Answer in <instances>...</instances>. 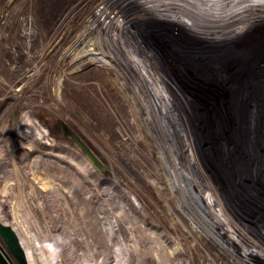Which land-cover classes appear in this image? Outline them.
<instances>
[{"label":"rangeland","instance_id":"obj_1","mask_svg":"<svg viewBox=\"0 0 264 264\" xmlns=\"http://www.w3.org/2000/svg\"><path fill=\"white\" fill-rule=\"evenodd\" d=\"M110 1L0 0V219L25 220L42 264H264L251 107L239 125L229 119L248 105L237 91L261 85L248 83L259 70L247 63H264V16L210 34L137 7V28L125 29L110 23L121 19ZM221 115L229 134L218 139ZM28 119L47 134L27 147ZM208 205L240 224L228 227L235 239L247 236L232 254Z\"/></svg>","mask_w":264,"mask_h":264},{"label":"bare ground","instance_id":"obj_2","mask_svg":"<svg viewBox=\"0 0 264 264\" xmlns=\"http://www.w3.org/2000/svg\"><path fill=\"white\" fill-rule=\"evenodd\" d=\"M106 6L114 8L115 11L117 9L119 10V11H117V13H118L117 15L119 16V18L123 19L124 22H122L121 19H119V24L116 21L118 19H111V22H110L112 24V26L115 25L118 28L121 26V24H124L123 28H126L128 25H130L131 21L141 19L142 13L139 12L141 14L140 15L137 12L138 10H136V8L138 7L142 11H147V13H152L153 15H158V16L162 15L165 19L166 18H169L170 20H176L177 19L179 22L185 23L192 28L193 27H195L196 29L204 28L203 31L204 32L206 31L207 33H210V34L211 33L214 34L216 32L219 33V32H222L224 30H228V29L232 28L233 26L239 24L243 20H250L253 18L258 19V17L264 16V0H111L110 2H108V4ZM118 7H120V8H118ZM132 14L133 15L135 14L136 16L130 18V16ZM107 16H108V14H107ZM165 19L160 17V19H157V20H159V22L161 20H162L161 22H164ZM120 20H121V22H120ZM151 21H152V23L154 22L153 20H151ZM156 22H158V21H156ZM109 24L105 25V27L109 28ZM111 24H110V26H111ZM105 32H106L105 35L108 36V38L113 35V34H110L109 33L110 31H108V30ZM172 37L173 36H171V38ZM175 37H178V36L175 35ZM110 38H112V37H110ZM216 38H217V40L213 41V43L218 42V41H220L218 43H222V41H221L222 39L218 40V37H214L213 39H216ZM213 47L214 46L212 44V48ZM92 49H93V47H89V46L85 45V48H83V51L85 52L84 54L91 57V59L94 60L95 62L101 63V65H108V66L111 65V62H109V57H107V54H104V53L100 54V52H95ZM247 64H248V67L251 66V64H253L252 68L256 69L257 71L259 70L258 74L254 73L255 72L254 71L253 74L249 75L250 78L248 76V78H249L248 83L251 84L252 79H254V78H255L254 81L256 83V80H257L256 76L260 75L258 83H260L261 85L255 84L254 87H252L250 90L246 89L245 91L244 90H241V91L238 90L237 91V93H239L243 96L240 104L244 101L245 98H247L246 103L248 102V105L244 104V103H242L241 105L244 104L246 106H236L235 104L232 105L230 108V111L232 114L229 113L230 114L229 119L232 120L236 125L238 123L240 124L241 116L246 115V114H244V111L247 110L246 107H248V106L251 107L250 113H249L250 121L248 122L249 128L252 132V133L250 132L251 134L250 133L248 134L249 135L248 139H250L251 143H250V145L247 143V145H249V148H250V149L248 148V154L251 155V161H252L251 167H252V163L255 165L254 166L255 169L249 171L250 174H252V175H250V178L252 179V177L254 178L255 175L260 174V171L263 168L262 165L264 166V84H263L264 80L261 79L262 78L261 75H264V63L262 64V63H258V62H251V63H247ZM141 66L142 65L138 66L140 68V70H144V69L146 70L147 67H145V65L142 66V68H141ZM142 76L145 77L144 80H145V83L147 84V79H146L147 76L144 73L142 74ZM150 77H151V74L148 75V78H150ZM254 81H253V83H254ZM226 118H227V121H226V119H224V116H222V115L220 118H218L217 124L219 125V130L215 134L218 139H220V137H224V136L229 134L227 132L228 115L226 116ZM22 124H25L27 126L22 127L20 125V127H18L19 128L18 134L22 138L26 139V141L24 142L25 146L28 147V146L32 145V143L34 141H44V138L47 134L46 129L44 127H41L40 124H38L36 126L34 121L31 119H28L27 121L23 122ZM253 136H254V141L251 140V138ZM232 141H235L236 143H240L238 141V136L233 137L231 142ZM31 147H29V148H31ZM68 153L71 157L72 156L71 152H68ZM193 154L196 157V153H193ZM193 154H192V156H193ZM257 155H258V159L256 160L255 156H257ZM71 158L74 159L73 156ZM252 158H254L255 161L252 160ZM34 162L36 165H41V160L39 159V157H37L34 160ZM52 162L53 161L51 160V163ZM84 166H86V168H84L85 171H86V169L87 170L90 169L89 166H87V164H84ZM256 166H258V167H256ZM248 176L245 175V179H248ZM262 176H264V175H262ZM6 184H8V183H6ZM202 189L203 188H201L199 190L200 191L199 194H201V199L203 201L207 202L205 197L203 196V192H205V191ZM209 199H210L212 204L216 205L214 198L210 197ZM220 204H222V202ZM208 208L209 209L211 208L210 209L211 214L213 216L217 217V219L214 218L215 221H213V228H220L219 233L223 236V238H222L223 240L222 241L219 240L218 237L212 233L213 237L216 238V240L224 248H227V252H230V254H232L233 249H230V247L235 244L237 248H240V246H242L243 243L247 242V236H243V238H242L243 240L242 239H240V240L235 239L233 237V235H231L228 232V227H230V228L234 227L237 230H239L241 228V230H242V227L239 226L240 224L238 222H236L235 219L232 218L231 216H229V218L227 217L229 220L223 219L222 217H220L218 214H219V212L221 213V211H223V214L227 215L226 211L222 207L220 208V210H219V208L218 209L216 208V210H214V208L211 205H208ZM14 214L18 215V214H16V211L14 212ZM219 218H221V219H219ZM14 220H15V217H14ZM14 220H13V222H14ZM2 222H4V221H2ZM5 224H8V223H5ZM9 225H11V224L9 223ZM11 226L15 230V232L17 233L19 240H20V243L25 250L26 257H27L28 261H30V264H40V262L42 264V262H44V255L46 253L45 250L43 249V244L40 245V242L37 240V235H34V233L29 230L28 224H26L25 220L23 218L20 220H17L16 225H14V223H12ZM242 235H243V232H242ZM31 240L33 242H31ZM228 244L231 246H229ZM36 245H40V246H36ZM249 245H250V243H249ZM249 245H248V247H249ZM251 249L252 248H249L248 252L252 254V252H250ZM41 251H42V253H41ZM43 252H45V253H43ZM38 254H39V256H38ZM251 254H249L248 256H250ZM234 258L235 259L241 258V260H239V259H236V260L244 263V258L240 257L239 255H237V257H234Z\"/></svg>","mask_w":264,"mask_h":264},{"label":"water","instance_id":"obj_3","mask_svg":"<svg viewBox=\"0 0 264 264\" xmlns=\"http://www.w3.org/2000/svg\"><path fill=\"white\" fill-rule=\"evenodd\" d=\"M0 237L6 243L9 251L21 264H27V257L22 247L19 237L11 225L5 224L0 220ZM0 264H8L5 256L0 250Z\"/></svg>","mask_w":264,"mask_h":264},{"label":"flooded vegetation","instance_id":"obj_4","mask_svg":"<svg viewBox=\"0 0 264 264\" xmlns=\"http://www.w3.org/2000/svg\"><path fill=\"white\" fill-rule=\"evenodd\" d=\"M98 20L100 19L98 16L96 17ZM139 21L140 20H133V21H131L130 22V25L129 26H131L133 29H136L137 28V26H138V24H139ZM125 29H127V27L125 28ZM122 30H124V29H122ZM115 51H118V50H116V48H113ZM118 52H120V51H118ZM1 238V237H0ZM5 243V242H4ZM8 248V247H7ZM0 250L2 251V253H3V255L5 256V258H6V260H7V262H8V264H13L14 262V260H12L11 259V257L9 256V254H8V252L5 250V248L3 247V245L2 244H0ZM9 250V249H8ZM11 253V252H10ZM12 254V253H11ZM15 258V257H14ZM16 259V258H15ZM13 262V263H12ZM18 262V261H17Z\"/></svg>","mask_w":264,"mask_h":264}]
</instances>
